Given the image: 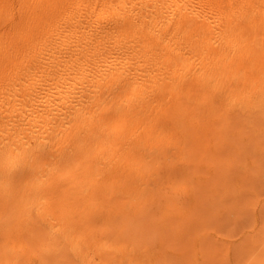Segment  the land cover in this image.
Masks as SVG:
<instances>
[{
  "label": "bare ground",
  "instance_id": "obj_1",
  "mask_svg": "<svg viewBox=\"0 0 264 264\" xmlns=\"http://www.w3.org/2000/svg\"><path fill=\"white\" fill-rule=\"evenodd\" d=\"M113 103L180 107L195 200L236 173L249 199L233 212L264 230V0H0V264H157L155 218L118 209ZM178 198V232L196 221L202 241L210 215ZM98 211L103 244L83 234Z\"/></svg>",
  "mask_w": 264,
  "mask_h": 264
},
{
  "label": "rangeland",
  "instance_id": "obj_2",
  "mask_svg": "<svg viewBox=\"0 0 264 264\" xmlns=\"http://www.w3.org/2000/svg\"><path fill=\"white\" fill-rule=\"evenodd\" d=\"M119 105L113 103L104 106V110L115 109V113L122 117V121L116 126V137L126 146L125 156L128 157L125 158L128 174L122 179L121 188L115 189L114 193L121 197L118 204L121 216L149 215L155 218L161 228V239L152 247L155 252H161L157 264H264V230L253 235L250 221L243 216L245 213H240L239 210L237 214L233 212L234 204H246L245 199L249 197L239 194V190L242 192L244 189V184L238 174H232L228 183L218 185L214 191L207 189L203 196H198L202 202L193 197L194 188L202 195L203 185L193 178L195 169L188 160L190 152L183 148V122L180 115L175 113L183 110L180 107H175L174 110L170 107L163 108L162 103L154 107L148 105L145 111L136 110L132 104ZM104 139L109 146L112 145L111 131L106 129ZM262 139L257 156L258 168L255 171L263 185V195L260 198H264V138ZM178 197L186 199L187 208H194L193 204L197 201L195 209L202 205L206 210L203 213L210 215L211 223L206 229L208 234L202 241L198 240L205 231L196 221H193L194 224L187 232H178L186 225V221L177 214ZM240 214H243L242 217ZM109 217L98 211L82 219L83 234L89 243L103 244L108 231L106 229L113 222ZM237 217H241V220L238 218V224L234 222ZM218 223H222V226H218ZM236 225L238 227L234 228ZM243 229L250 232H243ZM201 250L205 252L203 256L200 254Z\"/></svg>",
  "mask_w": 264,
  "mask_h": 264
}]
</instances>
